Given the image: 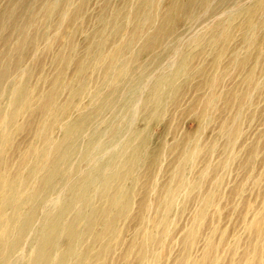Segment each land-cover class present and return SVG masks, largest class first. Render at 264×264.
<instances>
[{"label": "bare ground", "instance_id": "obj_1", "mask_svg": "<svg viewBox=\"0 0 264 264\" xmlns=\"http://www.w3.org/2000/svg\"><path fill=\"white\" fill-rule=\"evenodd\" d=\"M65 1L67 10L60 15L56 24V35L61 32L62 38L56 53L55 73L48 83L47 78L44 79V86L46 83L48 86L42 89L37 99H33L30 97L33 94L27 93L29 88L26 89L23 85L25 81H21L23 86L20 89H17L18 83L14 80H11L14 81L10 83L12 86L8 84L11 86L10 93L18 96L21 101L20 103L18 100L19 104L25 109L24 114L28 115L24 121L23 115L15 112L20 108L18 104L10 113L11 130H19L13 141L15 143L16 136L21 133H32L33 136L23 152L20 145L29 137H19V143L14 149V154L18 155L16 162L3 161L0 157L3 161L0 165V214L3 212L10 216L11 212L15 214L19 211L16 208L18 211L15 210L14 213L13 201L16 198L12 199L16 193L19 194L20 179L16 175L20 170L17 169H27V176L23 175L26 177L22 176V180L26 179L23 182L30 186L35 181L36 174L38 175L34 157L38 149L48 142L51 129L65 125L72 115H68V110L72 108L77 114L81 111L80 102L91 97L88 90L89 75L95 70L97 59H101L107 34L120 37V27H128V19L132 15L136 18L142 15L154 19L153 10L156 8L153 9V6L157 0H137L132 6L128 0L122 8L120 4L115 9V0H98L96 5L94 0ZM189 3L190 9L192 1ZM93 5L98 6L95 16L92 14ZM127 8L131 11L130 14L125 13ZM135 29L137 27L132 29L134 33ZM39 32L40 28L37 33ZM141 33L137 35L140 37ZM34 38L32 35L30 40L33 42ZM83 39L86 43L81 47L79 41ZM193 47L199 49V52L194 56L188 53L184 55L180 64L172 70L170 80L158 83L147 101L151 105L159 102L163 105L160 116L152 108L148 117L153 124L166 120L162 148L167 156L163 161L167 158L170 160L166 167L169 178L165 187H159L156 183H149L147 186L142 182L153 157L149 125L141 130L143 132L136 134L139 142H131L132 149L119 171L106 180H98V185L102 188L101 206L93 208L86 199L85 192L69 189L65 197L67 207L83 202L84 208L75 211V206L73 207L72 211L75 213L67 226L61 221V212L36 231L33 240L39 248V256L35 264H49L54 258V255L51 257L49 254L51 250L58 255V264H264V160H261V168L256 172V164L260 162L262 155L264 134L251 142L252 137H247L245 128L255 120L256 103L264 97V0H256L241 13L228 15L211 31L207 42H196ZM207 48L214 55L211 64L202 60ZM80 49L84 50L83 53L79 52ZM119 53L120 51L109 59L103 58L105 65L98 69L99 73H104L107 78L122 68L115 58ZM17 64L18 62L15 67ZM4 67L7 71L9 66ZM13 73L16 74H11ZM4 74L0 75V79ZM19 74L18 72L17 75ZM232 77H237L239 82L226 87V81L234 79ZM162 86L166 87L164 93L161 92ZM8 93L5 96H11ZM188 96L190 99L186 102L185 98L188 99ZM184 115L195 118L197 131L194 135L178 140L175 136V121ZM4 124L2 128L7 126ZM7 130H10L8 126ZM13 141L9 138L8 142L13 144ZM48 153L47 149L43 150L40 158L46 159ZM163 161L160 162V167ZM242 171L246 179L254 177L257 187L262 190V201L256 209L247 200H243L240 209L236 203V198L245 196L244 179L235 187H227V179ZM114 179L117 184L121 182L117 190H114L111 183ZM53 182L54 179L49 183ZM84 182L92 184L86 179ZM24 191H20L22 197L27 194ZM10 217L13 218V215ZM98 220L101 221L100 225ZM3 221L0 222L1 225Z\"/></svg>", "mask_w": 264, "mask_h": 264}, {"label": "rangeland", "instance_id": "obj_2", "mask_svg": "<svg viewBox=\"0 0 264 264\" xmlns=\"http://www.w3.org/2000/svg\"><path fill=\"white\" fill-rule=\"evenodd\" d=\"M96 1L98 0H94L93 3L95 4ZM122 1L124 2L122 3ZM125 1L127 2L128 0H115L113 3L114 9L120 4L122 8ZM129 1L130 6L137 2V0ZM159 1L161 0H157L154 3L155 6H153V9L154 7L156 8L153 10L154 19L142 15L136 18L132 15L128 19L129 26L126 28L124 26L120 27V37L110 34L109 36L107 34L108 38H106V36L104 39L105 47L101 50V52H103L100 57L101 59H97L95 63L97 66L94 71L90 72L91 75H89L90 84L88 90L89 93H91L89 95L91 97H88L83 103L82 101L80 102L81 111L77 114L74 113L72 108L68 110V115H72L65 125L62 124V126L53 127L51 129V133L49 132L47 138L48 142L46 141V145L44 146L45 148H41L42 151L45 149L49 151L46 159L40 158L42 153L41 149H38L34 157V167L38 173V175L36 174L35 181H33L30 186L27 184L25 185L24 182L26 179H22L27 176L28 171L22 167L17 169L20 171L22 169L21 172L17 171L18 174L16 175V177L19 176L17 178L20 179L18 180L20 184L18 186L19 194L16 193V196L14 195L12 199L14 200L16 198L15 201H13L14 213L19 211L15 214L9 212L10 216L13 215V218L6 213L5 216L3 212L0 214L1 221L5 220L6 222L11 219L9 220L11 222L8 221L5 223L3 221L6 226L0 223V226H2L0 229H3L0 230V238L5 242L4 243L0 239V244L2 242V246L0 245L2 249H0V260L3 259V261H5L9 258L7 259L9 262L7 260V262L1 260V263H36V259L39 256V248L33 240L36 231L42 228V226L47 225L51 219L59 216L61 212V221L64 226H67L71 223L70 221L75 213L72 211L73 207L75 206V211H80L84 208L83 202H77L72 207L71 205L67 207L65 197H67L69 189L74 188L85 192L89 204H91L93 208H97L102 201V188L98 185V180H106L119 171L132 149V144L139 142V139H136V134L143 132L141 130H144L145 127L149 125L151 126L149 134L153 149V157H151V166L145 171L146 174L142 182L147 186L149 183H156L159 187H165L169 178L166 167L170 160V158H167L165 162L163 161L167 156H165L166 151L162 148L165 142L164 123L166 120L165 122L153 124L151 121L152 119L148 117L149 111L152 108L153 110L155 109L154 112L158 116L163 112L161 109L163 106L161 102L157 105H151L149 102L147 103L150 95L154 92L152 90L158 83L170 80L172 70L180 64L184 55L188 53L194 56L199 52V49L194 48L193 45L199 41L207 42L211 31L220 21L232 13H241L244 8L256 0H162V3ZM191 1L192 8L189 9V2ZM95 5L92 7V14L94 16L98 11V6L96 7ZM66 6L65 0H0V54L2 56H0V75L6 72L0 79L1 84H4V86H0V123L3 121L0 124V152H2L0 157L3 161L10 162V160H14V162H16L15 160H18V155L14 154V149L19 143V137L24 135H28L29 137L20 145V147L22 146L21 150L23 152L27 149L26 147L30 144L33 136L32 133L27 134L26 132L24 135H21L23 134L21 133L16 136V144L13 141L14 136L19 133V130L16 128H14V130L16 129L15 131L11 130L9 126L10 113L17 108L18 104L20 108L18 107L15 112L18 111L17 113L19 115L22 114L24 121H26L25 119L28 118V115L24 114L23 110L25 109L22 104H19L21 101L18 96L16 97V94L10 93V87L12 86L10 83H14V81L18 83L17 89L25 85L26 89L29 88L27 93L29 95L33 94L30 96L33 99H37L42 89L48 86L47 83L50 77L55 73V58L59 41L62 38L61 32H58L59 35H56L58 27L56 24L60 20V15L66 12ZM130 12L128 8L125 9L126 14H130ZM27 26H29V28ZM135 27H137V29L134 30V33L132 29ZM39 28L41 32L37 33ZM140 32L142 33L139 37L138 35H140ZM10 33L12 38L10 37ZM23 33L25 34L24 37L22 36ZM32 35L35 36L33 42L30 40ZM18 36H22V38H18ZM79 42L81 47L86 43L84 39ZM28 45L30 46L29 48ZM17 50L20 53H18ZM205 50L206 52L202 60H204L205 63L208 62L207 64H211L214 58L212 50H210V48ZM83 51L84 50L80 49L79 52L83 53ZM118 51L121 53H119L121 58L118 55L119 57H115L117 60L115 58L113 59L120 62L118 66L122 68L118 69L115 74L108 75L106 78L104 73L101 74L99 73L100 71H98V69H102L105 65L102 59L112 58L116 56ZM105 52L107 53L104 55ZM207 59L209 61H207ZM98 61L99 63H97ZM16 62H18L17 67H15ZM5 65L6 67L9 66L7 71L5 70ZM12 72H16V74H11ZM18 72L22 75L19 74L21 78L17 75ZM10 76H14L15 78H11ZM22 77L24 80H21L23 79ZM45 77L47 78V83L44 86ZM237 80H239L237 77L234 79L229 78L226 81V87L235 85L239 82ZM21 81H25L23 85L20 84ZM165 88V86H162L161 92L164 93ZM6 93L11 96H5ZM187 98L188 99L185 98L186 102H188L190 97L188 96ZM61 103H64V101L61 100ZM263 109L264 97L260 98L256 103L255 110L257 113L255 120L245 127L247 137H252L251 142L256 141L259 135L264 134ZM4 123H6L11 131L9 130L8 132L7 126H4V128L6 127L5 129L2 128ZM174 129L175 136L179 140L186 136L194 135L197 131V122L195 118L184 115L176 119ZM2 130L7 133H4V131L2 132ZM254 132L256 134H254ZM9 138L10 141H13V144L12 142H8ZM2 142L4 143L2 144ZM261 147L262 155H260V162L258 161L256 164V172H258V168L259 170L261 168V160H264V141L261 143ZM38 152L41 153L39 154ZM5 155L7 156L5 157ZM3 157L5 159H3ZM1 158L0 165L3 163ZM161 160L163 164L160 167L162 163ZM25 174L26 176H23ZM233 175L227 179V187H235L240 184L243 179L246 183L245 196L243 195V197L241 196L235 199L239 209L244 202L243 200H247V202L256 209L262 201V190L257 187L254 177L252 178L251 176L246 179L247 177L243 171L236 173L235 176ZM53 179L54 182L49 183L52 182ZM85 179L92 184H85ZM42 182L44 183L42 184ZM111 183L114 190L119 189L121 186V182L117 184V180L115 179ZM22 186H29L30 188L28 187L26 189ZM21 187L22 189H20ZM42 187L45 189L44 191ZM24 188L27 191H31H24ZM36 188L41 189L38 190ZM20 191H22L21 193H23V191L27 193H25L26 195L23 194L24 198L22 194H20ZM39 192L40 194H38ZM16 205L18 206L16 207ZM15 215L16 217H14ZM18 216L21 217L19 218ZM6 218H8V220H6ZM28 221L29 224H27ZM100 222L101 221L98 220V225H100ZM134 225L136 224L134 223ZM23 228H25V230ZM4 230L7 232H4ZM26 230L27 233H25ZM16 232H19V234ZM10 247H13V250L10 249ZM49 254H51V257L54 255L52 259L53 262L51 261L49 264H58L59 258L55 251L51 250Z\"/></svg>", "mask_w": 264, "mask_h": 264}]
</instances>
